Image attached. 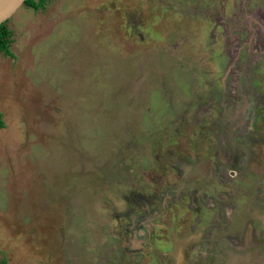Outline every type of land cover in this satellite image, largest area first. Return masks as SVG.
<instances>
[{"label": "rangeland", "instance_id": "374dc122", "mask_svg": "<svg viewBox=\"0 0 264 264\" xmlns=\"http://www.w3.org/2000/svg\"><path fill=\"white\" fill-rule=\"evenodd\" d=\"M151 3L48 0L6 20L13 55L0 52V259L151 264L142 254L122 259V194L153 190L150 176L169 169L159 151H181L186 132L203 128L195 122L209 110L203 81L215 76L219 49L243 62L223 79L226 126L236 134L231 148L223 136L219 144L236 153L238 169L220 168L235 177L220 185L210 263L264 264V0ZM215 150L197 163L199 185L205 164L224 162ZM194 250L183 251L190 263Z\"/></svg>", "mask_w": 264, "mask_h": 264}, {"label": "flooded vegetation", "instance_id": "af4514ba", "mask_svg": "<svg viewBox=\"0 0 264 264\" xmlns=\"http://www.w3.org/2000/svg\"><path fill=\"white\" fill-rule=\"evenodd\" d=\"M216 2L219 8L223 6L220 5L221 0H216ZM215 7L217 5L210 7L213 13H216ZM227 7L228 4H224V9ZM211 56L214 58L211 67L214 68L215 76H212L211 80L203 78V83L211 90L210 93L207 92L206 108L209 110L207 116L204 114L202 118L195 121L203 128L196 131L197 134L194 136L191 134V130L186 132V146L181 151L175 149V146L167 148L165 154L159 151L156 156L157 160L160 159L159 161L166 164L165 167H169V169L163 167L164 171H161V176L160 174L155 177L150 176L148 181L155 185L153 190L133 188L129 194H122L126 205L118 220L119 226L123 230V236L121 233L119 236L124 240V244H122V254H125V257L122 258L124 263L129 262V256L134 257L137 254H142V258H145L148 263L152 262L151 264H212L210 260L214 252L211 248L215 249L213 242L220 239V235L217 236L218 238L212 237L213 232L218 228V221H215L216 216L213 215L212 217V213L215 211V205H219L220 185L222 182L226 183L235 177V173L231 175L223 169L220 171V168L226 165L231 168L234 167L235 170L238 169L237 165L234 164L236 153L233 150H227V147L224 149L219 144L223 136L224 144H229V148H231L233 145L230 144V141H234V137L231 135L236 134L227 129L230 119L224 114L227 109V104L224 102L228 98L223 79L227 72H230L234 62L240 64L243 61L240 57H235L234 54L227 57V55L221 54L219 49L212 52ZM184 115L187 116V112L184 111ZM203 120L209 122L203 124ZM185 123L183 124L185 125ZM247 129L249 132L252 131V125H249ZM209 132L214 135L211 145L209 143L211 138L207 136ZM214 149H216L213 152L216 157L215 160L221 161L222 159L224 162L216 164V166L205 164L207 174L202 178L199 185L198 180L192 174L200 158L204 159L206 154L208 157ZM246 149L244 147V151ZM214 172L218 178L215 177ZM221 172H223L222 179L219 177ZM145 175L149 176L151 173ZM184 190H190V194H185ZM208 200L211 202L210 205H208ZM190 203L195 206L191 207ZM195 211L198 213V219L194 216ZM180 212L182 215H179ZM206 220L210 222L208 225L205 224ZM201 221L204 224L197 227ZM206 230H208L209 236L206 235ZM252 232L258 234V228L253 227ZM226 236L224 235V237ZM236 239L237 237H234L229 241L233 244ZM198 247L199 249H196ZM188 248L195 249L193 252L195 259L192 263L184 258L183 251ZM110 249L113 250V247ZM168 258L169 262H167ZM200 259H204V262L201 261L200 263Z\"/></svg>", "mask_w": 264, "mask_h": 264}, {"label": "trees", "instance_id": "16d2710c", "mask_svg": "<svg viewBox=\"0 0 264 264\" xmlns=\"http://www.w3.org/2000/svg\"><path fill=\"white\" fill-rule=\"evenodd\" d=\"M48 0H25L24 5L31 7L33 9L43 8ZM11 30L8 28L6 21L0 24V52L4 55H10L11 53L9 49V44L11 42L10 39ZM5 125L4 119L2 114L0 113V129L3 128ZM0 264H10L7 258H1Z\"/></svg>", "mask_w": 264, "mask_h": 264}, {"label": "water", "instance_id": "95a60500", "mask_svg": "<svg viewBox=\"0 0 264 264\" xmlns=\"http://www.w3.org/2000/svg\"><path fill=\"white\" fill-rule=\"evenodd\" d=\"M25 0H0V24L5 22Z\"/></svg>", "mask_w": 264, "mask_h": 264}]
</instances>
